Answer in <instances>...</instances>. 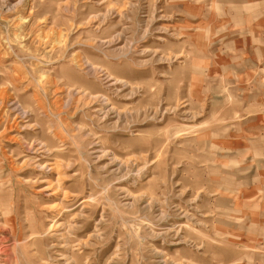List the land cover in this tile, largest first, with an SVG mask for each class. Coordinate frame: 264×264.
Returning a JSON list of instances; mask_svg holds the SVG:
<instances>
[{"label":"rangeland","instance_id":"obj_1","mask_svg":"<svg viewBox=\"0 0 264 264\" xmlns=\"http://www.w3.org/2000/svg\"><path fill=\"white\" fill-rule=\"evenodd\" d=\"M247 1L0 0V264H264Z\"/></svg>","mask_w":264,"mask_h":264},{"label":"crops","instance_id":"obj_2","mask_svg":"<svg viewBox=\"0 0 264 264\" xmlns=\"http://www.w3.org/2000/svg\"><path fill=\"white\" fill-rule=\"evenodd\" d=\"M198 2H205L207 1L209 4H215L220 10H222V15H220V18H225L226 26H235L236 19H243V13L238 12L235 8L233 10V4L237 5L239 3H243L242 0H197ZM248 2V1H247ZM249 4V12L246 14V22H247V28L239 27L238 31L231 32V29L229 28V31H225L224 34H227L231 37L234 44H238L239 51H246L247 50L251 53H255V58H258V53L263 55L264 52V0H257L256 5L255 3L248 2ZM258 9V12L253 13V8ZM232 9V10H231ZM257 18V19H256ZM259 20H262L261 24ZM241 21V20H240ZM263 24V25H262ZM262 25V26H261ZM261 26V27H260ZM236 27V26H235ZM226 28V27H225ZM238 28V27H237ZM249 35L250 37L245 40V37H242V35ZM261 37L259 40L258 38H253V35ZM247 42L250 44L249 48L246 47ZM233 44V43H232ZM237 47V48H238ZM243 48V49H242ZM248 56V55H246ZM251 59V58H250ZM252 60V59H251Z\"/></svg>","mask_w":264,"mask_h":264},{"label":"bare ground","instance_id":"obj_3","mask_svg":"<svg viewBox=\"0 0 264 264\" xmlns=\"http://www.w3.org/2000/svg\"><path fill=\"white\" fill-rule=\"evenodd\" d=\"M42 148V147H41ZM56 190V189H55ZM57 191V190H56ZM1 225V224H0ZM55 226V225H54ZM5 234V233H4ZM9 238V237H8ZM8 240V239H7ZM3 241H5V236H0V243H2ZM7 242V241H6ZM2 251L3 252H5V254H6V252H8L9 251V248H7L6 247V249L4 250V248H2L1 246H0V254L2 253ZM3 254V253H2ZM2 260V259H1ZM66 260V259H65ZM6 262H8V258L7 257H5L4 259H3V263H6Z\"/></svg>","mask_w":264,"mask_h":264}]
</instances>
